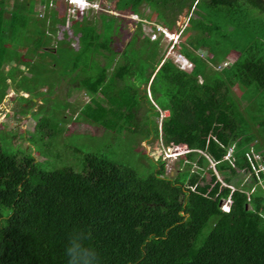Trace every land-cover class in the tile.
I'll return each mask as SVG.
<instances>
[{"label":"trees","instance_id":"obj_1","mask_svg":"<svg viewBox=\"0 0 264 264\" xmlns=\"http://www.w3.org/2000/svg\"><path fill=\"white\" fill-rule=\"evenodd\" d=\"M33 1L0 0V83L3 65H16L21 47L44 56L54 49L63 55L68 45L73 71L87 60L77 80L91 94L81 109L86 118L117 130L111 117L131 114L140 99L160 122L152 130L135 123V130L186 151L169 177L160 158L143 176L92 152L83 154L80 171L45 170L30 153L0 145V264H264V169H255L264 164V0H113L119 14L102 16V32L80 13L75 26L60 28L55 47L58 28L46 24L65 16L52 9L37 16ZM141 6L169 31L184 9L195 14L178 44L190 70L159 54L162 36L150 39L142 21L115 50L122 15L152 20ZM231 53L234 60L213 67Z\"/></svg>","mask_w":264,"mask_h":264},{"label":"rangeland","instance_id":"obj_2","mask_svg":"<svg viewBox=\"0 0 264 264\" xmlns=\"http://www.w3.org/2000/svg\"><path fill=\"white\" fill-rule=\"evenodd\" d=\"M91 1L98 3L96 0ZM35 4L38 8L42 3L35 0ZM58 6L59 17L75 13L71 10L66 13L64 5ZM109 6L112 7V4L109 3ZM141 8L144 13H149L151 18L155 19V12H150L144 6ZM98 9L101 8L98 7ZM104 14H107L106 19L113 15L110 9L105 8L99 13L90 12L86 16L87 19L102 20ZM194 15L192 12L187 14L185 9L178 15L173 30H176L179 24L182 27L192 25L190 17ZM122 16L124 20L120 22L121 28L118 29L116 37L122 35L121 38L124 40L122 43L113 41L114 48L119 49L127 44L130 35H133L137 25L135 21H140L133 15ZM128 25H132V30H127ZM144 27L147 28V23L142 25V29L146 30ZM190 33V30L181 33L180 40L184 41ZM161 41L159 50L164 52L167 41L165 39ZM64 48L66 51L63 55L59 50L46 52L45 60L41 57L37 64H34L37 71L21 69L20 62L24 58L22 54L20 61L15 59L16 65L11 62L3 65L1 73L7 75L9 79L0 83V88H2L0 91L1 147L9 153L18 151L30 153L39 166L45 170L69 166L80 171L83 166V154L92 152L126 164L132 167L138 175L143 176L159 167L157 165L160 158L164 162L165 175L174 176L182 167L178 162L180 155L175 156L172 152L174 149L163 146L158 138L147 136L140 132V129L135 130L134 128L135 123L147 122L152 130L154 122H160V118L140 117L147 113L145 105L138 112L140 116L134 112L130 114L127 110L121 118L111 117L110 121L118 124L117 130L114 131L92 122L81 113L91 97L90 92L77 84V79L86 73L83 63L86 64L87 60L83 57L80 66L73 71L74 57L71 48L68 45ZM197 52L203 57L209 53L204 48H199ZM55 53L58 54V58ZM235 56V53L228 54L226 58L221 61L217 60V64L212 65L218 68V64L230 63ZM89 72L88 68L87 73ZM9 89L12 92L7 93ZM25 91L28 93L27 98L22 94ZM5 92L7 95L2 98L1 95ZM234 93L240 99L241 92L238 88H234ZM161 113L162 116L166 114L164 111ZM37 122L41 123L35 127ZM243 179L248 180L249 176L245 175ZM209 180V174L205 173L203 182H209ZM210 227L211 222L202 230V236L208 232Z\"/></svg>","mask_w":264,"mask_h":264},{"label":"crops","instance_id":"obj_3","mask_svg":"<svg viewBox=\"0 0 264 264\" xmlns=\"http://www.w3.org/2000/svg\"><path fill=\"white\" fill-rule=\"evenodd\" d=\"M26 1H30V0H26ZM50 1V3H49V5H48V7H44L43 6V4H41V5H39V7L37 8V6H35L36 4H35V0L33 1V10L35 11V14L37 15V16H45V14L46 13H50L51 12V9L52 10H54V11H56L57 13H60L59 12V6L58 5H60V6H62V5H64V10H65V12L66 13H68L69 12V9H68V5L63 1V0H49ZM96 1H98V4H99V6H100V10L99 9H96V8H89V9H86V10H83V11H79V10H76V12L75 13H73L74 15H72V14H70L69 13V15L68 14H66L65 15V20H53L52 22H49V21H47V24H46V27H48V26H52L53 28H58V30H56V33L55 34H53L52 36H53V40H52V47H55L56 45H57V43H55V42H57V39H61L62 37H64L63 36V34H62V32H61V30L62 29H67V28H69V27H71V25L72 26H75V21H71V19H77V17H79V16H81V15H86V14H90V12H98L99 13V11H103L105 8H108V9H110V11L114 14V15H117V14H119L118 12H116V11H114L113 9H112V7H110L109 6V3L110 4H112L111 2H112V0H103L102 1V3H100V0H96ZM39 2H40V0H39ZM57 3H59V4H57ZM57 4V5H56ZM99 10V11H98ZM185 10V9H184ZM77 12H79L78 14H77ZM81 13V15H79ZM129 15H136V14H131V13H126V16H129ZM57 17H59L58 16V14H57ZM136 17H138L139 19H140V21H142V25H143V23H147V22H155L154 20L155 19H152V20H147V19H145V18H142V17H140V16H138V15H136ZM67 18V19H66ZM90 22H92V23H94L95 25H96V28H97V30L99 31V32H102L103 31V29H104V27L106 26V24H105V22L103 21V20H92V19H90L89 20ZM132 21V20H131ZM136 22H137V20H136ZM63 23V24H62ZM175 24H176V22H175ZM129 26V27H128ZM127 26V30H132V25H128ZM182 26H180V24H179V26L177 25V28H176V30H173V31H177V30H179L180 28H181ZM60 28H61V30H60ZM119 28H121V25L119 26ZM183 28L184 27H182V30H183ZM117 33V32H116ZM116 33L112 36V39H113V41H115V42H118V43H122V41L124 40V38H121V36L119 35H117V37H116ZM143 33L145 34V35H147L148 36V34L145 32V30L143 29ZM182 33V32H181ZM182 35V34H181ZM181 35H180V37H181ZM55 36V37H54ZM132 39V35H130V39H129V41ZM161 40H164L163 38H161ZM129 41H127V42H129ZM137 41L139 42L140 41V38H138L137 39ZM126 42V43H127ZM161 42L162 41H160V44H161ZM74 43H75V41L74 40H72L71 41V46H73L74 45ZM113 43V42H112ZM128 44V43H127ZM127 44H125L124 46H121L120 47V49L119 48H115V50H117V51H122L124 48H125V46L127 45ZM160 44H159V48H158V52H159V54H162L163 56H164V54L163 53H165V50H164V52L162 51H160L159 49H160ZM21 49H22V55L24 56V58H23V60H25V62L24 63H20V65H21V69H24V70H29V68H30V65L31 64H37V62H38V60L42 57L43 58V60H45V57L47 56V55H44L43 56V54L41 53V52H26L27 50H25V48H23V47H21ZM55 52L56 50L54 49V50H52V52ZM56 54V53H55ZM57 55V54H56ZM58 57V56H57ZM45 62V61H44ZM6 64H9V62H6L5 64H4V66L6 65ZM7 67V66H6ZM36 69H37V67H36ZM7 77V76H6ZM9 79V77H7L6 78V81ZM70 80V79H69ZM78 80V79H77ZM77 82V81H76ZM76 82H75V85H76ZM9 92H12L10 89L8 90V92L7 93H9ZM22 94H23V97H27L28 96V93H26V92H22ZM5 95H7L6 93H5ZM4 95V96H5ZM85 99H86V97H85ZM39 100V99H38ZM35 102V101H34ZM1 103V102H0ZM24 105H26V104H24ZM146 106L147 108H148V106L145 104V102H143V101H141L140 99L139 100H137V104L134 106V107H132V111L134 112V113H136L138 116H140L139 114H138V112H140V110L143 108V106ZM166 114L165 115H167L168 114V111H164ZM135 114V115H136ZM148 114V113H147ZM150 114H148V115H143V116H140V117H145L146 116V118L145 119H149L150 118V116H149Z\"/></svg>","mask_w":264,"mask_h":264},{"label":"built area","instance_id":"obj_4","mask_svg":"<svg viewBox=\"0 0 264 264\" xmlns=\"http://www.w3.org/2000/svg\"><path fill=\"white\" fill-rule=\"evenodd\" d=\"M63 1L68 5V9L71 10L72 12H76V10L83 11L89 8L98 9V7H100L98 3L93 2L91 0H63ZM134 16L136 17V15ZM145 32L148 34L150 39H156L158 35H161L162 38L167 41L164 57L172 58L174 63L179 68L183 70H190L193 67L192 62L183 55V53L179 50L178 47V44L180 42L182 27L177 31H169L165 26L157 22H147V28ZM172 152H174V155L178 154L176 150ZM227 156H229V153H227ZM255 169L256 171L263 170L264 164H259ZM228 202L229 199H227V201L223 205V208L225 210L228 209Z\"/></svg>","mask_w":264,"mask_h":264},{"label":"clouds","instance_id":"obj_5","mask_svg":"<svg viewBox=\"0 0 264 264\" xmlns=\"http://www.w3.org/2000/svg\"><path fill=\"white\" fill-rule=\"evenodd\" d=\"M143 24H144V23H143ZM175 150L178 152V154H176V155H180V154H182L183 152L186 151V150L183 149V148H182L181 150H180V148H178V149H174V151H175ZM179 150H180V152H179ZM176 155H175V156H176ZM226 201H227V199L222 203V205H221L222 209H224V208H223V205H224V203H225ZM229 202H230V199H229ZM229 202H228V209H229ZM228 209H227V210H228ZM224 210H225V209H224ZM227 210H226V211H227Z\"/></svg>","mask_w":264,"mask_h":264}]
</instances>
